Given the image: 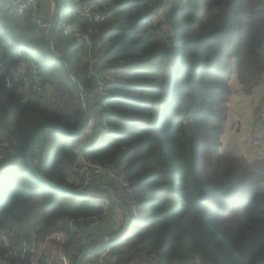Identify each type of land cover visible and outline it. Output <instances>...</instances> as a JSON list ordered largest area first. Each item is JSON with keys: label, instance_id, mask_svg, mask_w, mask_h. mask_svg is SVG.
Returning <instances> with one entry per match:
<instances>
[{"label": "trees", "instance_id": "16d2710c", "mask_svg": "<svg viewBox=\"0 0 264 264\" xmlns=\"http://www.w3.org/2000/svg\"><path fill=\"white\" fill-rule=\"evenodd\" d=\"M71 1L74 8L92 1L110 15L95 45V67L125 71L104 85L109 95L98 103L109 132L84 152L123 171L129 183V192L122 191L134 204L130 232L115 243V264L137 262L143 253L157 264H264V158L248 161L221 149L235 61L247 88L264 75V0ZM24 18L0 0V144L7 152L0 161V231L27 222L37 200V222L48 235L67 229L71 219L102 220L105 210L45 186L27 163L36 130L49 122L75 129L83 107L69 75L65 86L73 87L78 104L50 108L40 96L28 97L30 63L44 84L53 64L67 68L49 52L46 31ZM56 33L63 40L59 14ZM80 43L74 38L73 45ZM56 51L69 57L89 99L98 87L89 63L77 66L65 50ZM82 134L44 132L37 166L48 179L79 187L69 178ZM5 258L0 246V264Z\"/></svg>", "mask_w": 264, "mask_h": 264}, {"label": "built area", "instance_id": "2783aa9c", "mask_svg": "<svg viewBox=\"0 0 264 264\" xmlns=\"http://www.w3.org/2000/svg\"><path fill=\"white\" fill-rule=\"evenodd\" d=\"M12 10L16 17L24 19L29 15L31 21L37 25L39 29H47V22L45 16L40 9L38 0H10ZM61 23L64 25V33L77 39L81 43H86V49L81 51V55L87 58L89 63V75L93 77L99 87L101 94L108 96L109 93L104 90L105 84H112L117 79L109 78V75H115L119 71L118 68L107 67L98 69L95 67L97 63L96 57L92 56V49L94 43L99 42L98 35L102 25L110 18L109 14L104 13L96 3L88 1L84 6H77L74 8L72 14V21L68 22L64 15V7L59 12ZM159 14V11H158ZM158 15L155 17L152 25L158 23ZM31 70V90L33 95L43 96L45 93L44 78L39 73L35 63H30ZM108 76V80L105 79ZM259 115L264 120V108L259 111ZM93 136H88L80 140L76 147V158L72 163V172L70 180L79 185L78 188H90L93 186L94 179L98 176H108L111 179L120 182L126 192H129V183L126 180V175L123 171L117 170L112 164H99L92 158L85 155V149L88 146H93L104 140L105 135L109 132L107 124L101 117L100 121L90 120L89 126ZM254 144L259 145L260 140L254 139ZM7 158L6 144H0V161ZM98 188H96L91 195L86 197L94 204L104 207V218L113 200L108 198H101L95 195ZM101 218V217H100ZM99 217L94 218H80L71 219L69 227L55 231L51 234L44 235L40 230L37 220L20 225H11L0 231V246L7 249V258L2 264H11L10 260H14L15 264H74L73 255L78 253L80 243L77 238L87 239L88 237L95 236L98 225L100 224ZM125 219V213H124ZM125 221V220H124ZM124 223V222H123ZM122 223V225H123ZM121 229V223L118 231ZM117 231V232H118ZM116 232V233H117ZM130 227L128 226L122 238L128 237ZM110 235V234H104ZM111 242L107 236L102 239ZM116 244L103 245L90 249L89 255L84 258V264H115V258L112 255L113 249ZM98 251L94 256V252ZM146 255L143 253L142 258ZM141 256L139 259H141ZM151 257L150 255H146ZM152 258V257H151ZM137 260V259H136ZM82 264V263H81ZM125 264H135V262H128Z\"/></svg>", "mask_w": 264, "mask_h": 264}, {"label": "rangeland", "instance_id": "374dc122", "mask_svg": "<svg viewBox=\"0 0 264 264\" xmlns=\"http://www.w3.org/2000/svg\"><path fill=\"white\" fill-rule=\"evenodd\" d=\"M45 3V1H44ZM74 3L75 1H71V0H59V12L62 10V7H64V15L65 18L68 22L72 21V14L74 12ZM10 6H11V2H10ZM11 13L13 15H15L14 11L12 10V6H11ZM16 16V15H15ZM158 17L159 14H158ZM25 19V18H24ZM23 19V20H24ZM49 19L50 16L48 14L46 22L47 24H49ZM22 20V21H23ZM103 26V25H102ZM48 27V25H47ZM100 30V33L102 31ZM46 30V29H45ZM55 33V32H54ZM54 40H53V46L55 48V50L57 49L58 51H64L67 52V54H69L71 60L73 61L74 64H76L77 66L79 65L80 67H82V65L84 63H87V58L83 55H81V51L86 49V43H80V44H76L73 45V41L74 38L70 35H66L64 36L63 40H58V38H60V35H58V33L55 34V36L53 35ZM97 43H94L93 45V49H92V56L93 58H95L94 52L96 50V45ZM61 54V53H60ZM31 55L34 56L36 59H38V57L36 56V52L32 51ZM29 66V65H28ZM100 67V66H97ZM180 67V65L178 66ZM21 70L24 72L26 70V65L24 66V64L21 67ZM124 70H119L115 75L110 74L109 78H114V79H119L120 76H122V74L124 73ZM69 74H67L65 68L61 65V64H53V67L50 69V71L48 72V75L46 74V83H45V93L43 96H40L44 102V104H46L47 106H49L50 108H59V107H63L66 106V103L68 104V107H70V103H73V100H77L79 101V96L77 95V93L74 91L73 87L69 84L70 88L72 91H70V89H66V82L67 80L69 81ZM239 77V69L238 66L236 64H234V74H233V81L234 83H236L238 80L241 82V80L238 78ZM71 78V77H70ZM105 79L108 80V76L105 75ZM231 79V80H232ZM27 85L24 87V90L26 91L28 97L30 96V89L32 86V82H31V76L26 80ZM231 83V81H230ZM171 84V83H170ZM169 84V88L172 89V85ZM241 85H243L244 91L245 93L241 94L239 91L235 90V91H231V93H229L228 95V101H227V105H228V118H227V122L225 125V129H224V133L221 135V149L224 152H230L234 155L240 156L248 161H250V159H252V155H251V150L253 149L254 141L252 143V139L251 142L246 141L247 140V135H248V131L246 128V122L248 121V119L251 118V116H249V111L253 110V113L255 114V117L253 119V122L255 120H259L261 122V116L259 115V111L261 109L264 108V105H262V101L264 99V83H262L260 85V83L258 85H256L253 88H247L244 84L241 83ZM257 89L259 88V93L256 96H251V91L252 89ZM32 92V90H31ZM76 94H75V93ZM29 93V94H28ZM33 94V93H32ZM36 96V95H33ZM103 98V94H101L100 90L98 89V87H94L93 90L90 92L89 95V99H90V105H91V120L96 119L97 121L101 120V116H100V107H99V101L102 100ZM240 103V107L238 108V104ZM172 108V107H171ZM242 110V111H240ZM239 113V114H238ZM263 120V119H262ZM264 123V120L262 121ZM255 123H257V121H255ZM94 134L91 133V128L87 131H85L82 134V138L81 140H83L84 138L88 137V136H93ZM253 137V136H251ZM255 139H259V138H255ZM254 140V139H253ZM6 144V143H5ZM256 146V145H255ZM40 148V143L37 146V149L35 150V157L37 158L38 156V151ZM105 183L108 186H111L112 188L115 189V191L117 192L118 196L120 198L123 199L124 204L130 209V211H132L133 208V201L130 199L129 196H127L123 191V186L120 184V182L115 181L113 179H107L105 180ZM95 195L97 197H101V198H108L110 197L109 193L106 190H101L99 189L98 191H96ZM80 196H78L77 198H79ZM67 202H71L73 199L72 197H65L64 199ZM36 205H37V211L33 214H31V216H29L27 222L30 223L33 220H38V218L41 215V208L42 205L40 203H38L37 200H35ZM109 209L107 208V211ZM132 213V212H131ZM112 218V212L111 210H109V212L107 213V215L102 219L104 224H106L109 220H111ZM101 220V221H102ZM100 221V222H101ZM123 225L121 224V227ZM120 238H122V236L111 240V242H107V241H103L102 245L104 247L108 246V245H112L115 244ZM77 241L80 243L79 248L82 245H85V237L82 238H77ZM79 250V249H78ZM146 255H148L146 253ZM144 256L143 258L147 257ZM141 256V255H140ZM137 257V261L140 258ZM142 258V256H141ZM82 264H84V261H82Z\"/></svg>", "mask_w": 264, "mask_h": 264}, {"label": "water", "instance_id": "95a60500", "mask_svg": "<svg viewBox=\"0 0 264 264\" xmlns=\"http://www.w3.org/2000/svg\"><path fill=\"white\" fill-rule=\"evenodd\" d=\"M59 0H50V19H49V24L46 29V42H47V48L51 55H53L56 59L62 61L66 68L67 72L70 75L75 87L77 88L81 101H82V107H83V119L80 123V125L75 128V129H67L66 127L57 124V123H44L42 124L34 133L32 138L30 139L26 151H25V158L27 160V163L29 167L31 168L33 174L37 177L39 181H41L45 186L51 187L55 189L56 191L69 195V196H84L86 197L87 195H91L92 192L97 188L95 186H92L90 188H78L74 186H67V185H62L58 182L52 181L48 179L38 168L37 163L34 159V152L37 149L38 144L40 143V139L42 135L44 134L45 131H58L63 133L64 135L67 136H78L84 133L90 123L91 120V107L89 103V99L87 97V93L83 86L81 85L79 78L72 66V63L69 59V57L65 54H60L57 52L53 46V35L54 32L57 28L58 24V11H59ZM107 191L110 193V197L113 200L114 203H116L118 206H120L125 213V221L123 223V226L121 229L113 234V235H98V236H91L88 237L86 240L85 245L83 246L81 252L79 253L75 264H81L86 255L88 254L89 248L94 240H102L104 239L105 236L108 237L109 240H114L124 234L126 231L127 227L129 226L130 222V212L129 208L124 204V202L117 196L116 191L114 188L110 186H104ZM144 261L150 262L151 264H157L156 260H154L151 257H145L139 259L135 264H140Z\"/></svg>", "mask_w": 264, "mask_h": 264}, {"label": "crops", "instance_id": "0c3cea01", "mask_svg": "<svg viewBox=\"0 0 264 264\" xmlns=\"http://www.w3.org/2000/svg\"><path fill=\"white\" fill-rule=\"evenodd\" d=\"M2 1H3L4 4H6V7L8 9V6L10 7V0H2ZM38 1L40 3L41 12L45 16V19H47L48 14L50 16V7H51L50 6V0H38ZM44 1H45V3H44ZM17 18H18L19 21L20 20L22 21V19H20L18 16H17ZM262 83H264V75H263V77H262V79L260 81V85ZM231 90H233V91L237 90L241 94L245 93L243 85H241V82L239 80L236 83L231 82ZM258 90H259V88L252 89V91L250 92L251 96H256L259 93ZM32 96H33V94L30 92V96L29 97H32ZM73 102L75 104L76 103L78 104L79 101L77 99V100H73ZM262 105H264V99L262 101ZM239 107H240V103L238 104V108ZM240 111H242V110H240ZM248 115L251 116V118L248 119V121L246 122V128H247V131H248V135H247V140L246 141L251 142L252 138L253 139L259 138V140H260V144L256 145V146L254 145L253 149L251 150L252 159H250V161L251 160H256V159H262V158H264V123L262 122L263 121L262 119H261V122L258 119L255 120V121H257V123H255V121L253 122V119L255 117V114L253 113V110H250ZM94 120H96V119H94ZM251 136H253V137H251ZM253 139H252V143L254 141ZM38 158H39V151H38L37 158L35 157V152H34V159H35L37 164H38ZM107 179H110V177H108V176H98V177H96L94 179L93 186L98 188L97 191L99 189L106 190L104 186H108L105 183V180H107ZM107 192L109 193V191H107ZM116 194H117V192H116ZM109 195H110V193H109ZM117 196H118V194H117ZM120 199L122 200V198H120ZM109 210H111V212H112L111 220H109L106 224H104V222H103L104 219H103L100 222V224L98 225V227H97L95 236L104 235V234H110V236H111V235L115 234L118 231L120 223L122 224L124 222V220H125L124 219V210L120 206H118L116 203L113 202V203L110 204ZM109 210L107 211V213L109 212ZM107 213H106V215H107ZM95 241L97 242L95 244V247H97V246H101L102 242L104 240H95Z\"/></svg>", "mask_w": 264, "mask_h": 264}]
</instances>
